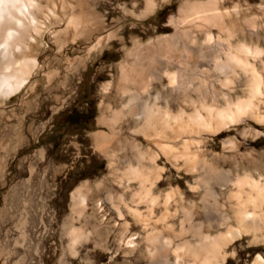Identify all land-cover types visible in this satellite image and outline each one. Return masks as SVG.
Here are the masks:
<instances>
[{"label": "rangeland", "instance_id": "374dc122", "mask_svg": "<svg viewBox=\"0 0 264 264\" xmlns=\"http://www.w3.org/2000/svg\"><path fill=\"white\" fill-rule=\"evenodd\" d=\"M186 1L204 0H154L156 9L143 18V0L40 2L47 19L30 53L36 68L24 87L0 98V264H150L156 253L161 258L153 264H204L203 249L218 236L224 244L217 264H255L258 257L264 263V0H224L218 8L229 14L223 25L234 38L262 51L248 60L261 94L250 99L246 115L216 135L162 131L150 139L135 133L127 115L129 109L140 115L147 104L187 120L212 107L215 95L219 108L225 97L249 98L239 70L226 79L215 73L213 56L179 54L173 35ZM234 5L245 21L256 19L251 28L235 19ZM228 35H217L218 44L235 46ZM161 38L172 41L183 71L166 66L142 75L138 52L148 44L156 50ZM215 57L226 61L224 50ZM131 95L139 98L132 107ZM202 166L219 181L204 188ZM128 167L140 170L144 182L127 180ZM77 231L85 240L75 243Z\"/></svg>", "mask_w": 264, "mask_h": 264}, {"label": "bare ground", "instance_id": "6f19581e", "mask_svg": "<svg viewBox=\"0 0 264 264\" xmlns=\"http://www.w3.org/2000/svg\"><path fill=\"white\" fill-rule=\"evenodd\" d=\"M40 2H44L45 4H47L48 0H0V98L3 100L9 98L12 94L24 87L28 83V79L31 73L36 68V60L32 58V55L30 56V53L33 47H37L39 39L44 33V27L42 25V22L44 23V19H47L46 16L44 17V12L42 7L40 6ZM143 2L145 11L143 12L141 18L150 15L157 7V4L154 2V0H143ZM226 3L224 2V0L183 2L178 10V19L176 21L177 25H182L181 30L179 31L178 29H175L173 38H177L180 41L179 54H181L182 57L193 54L195 55L196 60L198 59L200 61L205 59L206 57L213 56L212 58H214V71L215 73L217 72L221 74L224 78H226L228 74H232L233 68L239 70V72H241L244 77H247L246 83L248 86L249 98L246 100H238L236 103H228L229 99H227L226 97H222L224 98L226 105L222 108H219L215 104L218 103V98L215 95L213 96L214 105L212 107H202L203 114L195 112L194 115L188 116L187 120L181 118L182 113L173 116L169 114L168 110L161 111L159 109H156L152 105L150 106L144 104L142 108V113L138 116H134L133 111H131L130 109L127 111V115L129 117L134 118L135 133H139L147 139H150V137L146 136L147 134L157 137V134L162 131H168L171 135H175L178 133H193L198 131H201L202 133L205 132L210 135H216L222 129L227 128L226 122H237L238 118H240V115L244 113L248 105L251 104L250 99L261 94L259 90V85L261 82L259 81L255 66L249 63L248 60L251 57L256 59L258 56L261 55L262 51L259 50L258 45L252 46L247 43L246 39L241 42L239 38H234V33L232 34V32H229L228 30L229 27L227 26V28L225 25H223L224 21H228L229 14L225 10H221V12L218 11V8L221 7L223 4L225 5ZM233 13L235 14V19H237L238 21L239 19H242L241 25H244L247 29L251 28L256 21L255 18L252 20L245 21L243 17L245 11L240 10L238 5L233 6ZM83 16L84 15L80 13L81 22L84 19ZM54 17L55 16L53 15V18ZM49 18L51 19V15ZM42 19L43 21L41 22ZM229 22L231 21H228V24ZM75 27L77 28V22L75 23ZM231 27L232 29L236 28L233 24ZM86 31L89 33H93L91 30ZM223 32L226 34L228 32V38L232 39V41L235 39L237 44L235 46L234 44L233 46H230V41L228 40L223 44H218L219 37L217 35L222 34ZM191 33H194V36L191 37L192 42L187 44L184 41V37H186L187 34ZM198 35L204 37V42L199 43L197 41ZM214 36H217V42ZM110 37L112 36L110 35ZM170 40H172V37ZM170 42L172 43V41H169V39L167 38L157 39L155 42L157 51L155 49H152L151 46L148 44L143 47L141 54L140 52H138L141 56L140 57L138 55L140 57L139 60L141 61V64L138 67V71L142 75L148 69L159 70L160 68L166 66H171L172 68H175L178 71H183V64L181 63V61L177 60V56L175 55L176 50L172 49V47L170 48ZM139 48L141 49V47ZM138 50L139 49H136V51ZM221 50H224L225 52V62H221L215 57L218 53L221 52ZM160 58H162L163 61H160ZM120 74V82L122 84L123 82H126L127 77L123 72H121ZM167 78L168 83L173 84V74H168ZM235 80H237V78ZM206 93L207 92H205V94ZM138 99L139 98L137 95L129 96L127 105L131 104L130 107H132V104L134 102H137ZM103 118L105 117L101 118L99 124H103ZM99 136L95 135V141L98 142L97 139L99 138ZM230 144L231 143H229V145ZM156 146L158 148H163L166 150H169L170 148L169 146H161L159 144H156ZM168 150L166 152H168ZM169 151H171V149ZM190 168L191 170L196 169L195 166H191ZM199 173V183L204 186V188L206 186L209 187L210 184L219 181L220 178L213 169H210L207 166H202L201 169L199 168ZM125 177L127 178V180H138L139 182H144V176L137 168L128 167V170L125 173ZM241 182H236L237 188L239 187L238 184H240ZM149 193L150 192L146 191V193L144 194L148 195ZM83 202L84 198L83 195H81L79 200H77L74 208V211L78 215H80L81 211H83ZM241 218L242 221L243 219L246 220V214L241 213ZM83 239L85 240L81 232L77 231L76 233H74L73 241L75 243ZM223 244L224 243L222 242L221 236H218L214 238L210 244L204 247L203 253L206 255L207 258L204 259V264H210L209 260L216 262V264L219 261L221 262L222 258H219L218 256ZM151 246L154 251L158 250L155 240H151ZM160 258V255L156 253V258L152 259L150 264L157 262ZM255 264L264 263L258 257V260H256Z\"/></svg>", "mask_w": 264, "mask_h": 264}]
</instances>
